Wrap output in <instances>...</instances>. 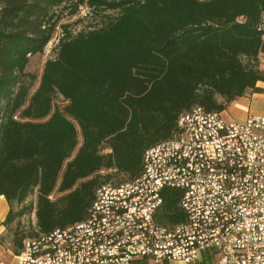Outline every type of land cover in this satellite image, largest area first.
<instances>
[{
    "label": "trees",
    "instance_id": "1",
    "mask_svg": "<svg viewBox=\"0 0 264 264\" xmlns=\"http://www.w3.org/2000/svg\"><path fill=\"white\" fill-rule=\"evenodd\" d=\"M80 7L99 25L76 35L64 27L31 91L29 57ZM263 17L264 0H0V196L9 207L0 242L18 254L27 239L84 221L96 188L136 178L146 149L169 139L182 113L223 112L264 93ZM179 199L164 192L157 220L166 228L184 219ZM32 213L25 230L19 219Z\"/></svg>",
    "mask_w": 264,
    "mask_h": 264
},
{
    "label": "built area",
    "instance_id": "2",
    "mask_svg": "<svg viewBox=\"0 0 264 264\" xmlns=\"http://www.w3.org/2000/svg\"><path fill=\"white\" fill-rule=\"evenodd\" d=\"M220 114L182 113L136 178L100 185L84 221L27 239L14 264H264V112ZM166 190L184 217L167 228L157 220Z\"/></svg>",
    "mask_w": 264,
    "mask_h": 264
},
{
    "label": "rangeland",
    "instance_id": "3",
    "mask_svg": "<svg viewBox=\"0 0 264 264\" xmlns=\"http://www.w3.org/2000/svg\"><path fill=\"white\" fill-rule=\"evenodd\" d=\"M99 25V18L94 17L90 14L88 8L86 7H80L78 12L74 16H69L67 14V11L62 14V18L58 21L56 28L54 30L52 39L50 42L46 45L43 52L40 54H36L29 57L28 64L25 68V73L28 74L31 79L27 78V82L32 81V90L37 88L39 84V79L42 75L43 68L45 66V63L48 60H52L55 58L57 53V45L59 38L62 37L64 34L63 30L64 27H66V31L71 33L72 35H76L79 32L88 31L90 29H93ZM259 64H263L264 66V54L259 55ZM66 105V102L63 100V98L60 95H57L54 98L53 101V107L55 109L62 110L63 107ZM264 105V101L258 100V101H252L249 107V110L253 112L256 109L262 108ZM250 112V113H251ZM256 113V112H255ZM244 114L243 110H233V108H228L222 115V117L225 120H236L239 121L242 118V115ZM81 141V138L79 136V142ZM105 171H101L100 174L105 175ZM108 173V172H107ZM59 195L54 192V194L51 196V199L55 201ZM32 203L35 204V196L30 197L27 200V204ZM20 220V225L22 228L27 230L29 227L35 226V216L32 213L31 215L24 216ZM10 238V237H8ZM13 260V258H12ZM168 264V263H166Z\"/></svg>",
    "mask_w": 264,
    "mask_h": 264
},
{
    "label": "crops",
    "instance_id": "4",
    "mask_svg": "<svg viewBox=\"0 0 264 264\" xmlns=\"http://www.w3.org/2000/svg\"><path fill=\"white\" fill-rule=\"evenodd\" d=\"M259 58V57H258ZM261 59V58H259ZM259 67L261 70H264V66L263 64H259ZM257 86L260 88H264V83H258ZM258 100H262L264 101V93H246V95L237 98L236 100H233L228 106L227 108L221 112V114H223L228 108H233V110H243L244 114L242 115L241 120L242 121L247 113H250L251 111L249 110L250 104L252 101H258ZM262 113L264 112V105L262 108L256 109L251 113ZM220 114V115H221ZM9 207L8 204L5 200V198L3 196H0V237L4 236L5 234V228L2 225V222L5 220L6 215L8 213ZM13 253L10 247V243L8 240H3L0 242V264H14V260H12ZM168 264H184L181 262H177V261H172V262H166ZM164 263V264H166ZM145 264V263H142ZM199 264H212L210 263L206 257L203 259L202 262H200Z\"/></svg>",
    "mask_w": 264,
    "mask_h": 264
}]
</instances>
